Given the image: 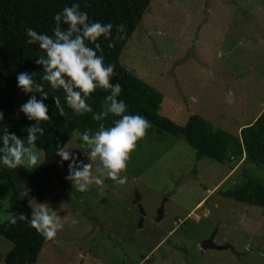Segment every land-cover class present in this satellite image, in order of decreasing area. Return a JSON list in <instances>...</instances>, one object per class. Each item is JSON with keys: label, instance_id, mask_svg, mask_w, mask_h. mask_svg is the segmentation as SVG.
Here are the masks:
<instances>
[{"label": "rangeland", "instance_id": "1", "mask_svg": "<svg viewBox=\"0 0 264 264\" xmlns=\"http://www.w3.org/2000/svg\"><path fill=\"white\" fill-rule=\"evenodd\" d=\"M120 61L164 95L161 115L179 125L199 115L238 135L264 112V0H152ZM67 144L83 150L79 139ZM35 150L41 162L43 151ZM59 159L61 178L43 202L64 228L34 264H264V208L218 194L242 180L241 164L196 161L182 137L158 128L137 142L123 185L105 178L102 190L93 184L79 192ZM23 196L20 187L12 190L0 223ZM136 196L145 212L140 228ZM211 236L222 249L202 248ZM12 246L0 235L4 264Z\"/></svg>", "mask_w": 264, "mask_h": 264}, {"label": "trees", "instance_id": "2", "mask_svg": "<svg viewBox=\"0 0 264 264\" xmlns=\"http://www.w3.org/2000/svg\"><path fill=\"white\" fill-rule=\"evenodd\" d=\"M152 0H0V110L4 112L9 131L18 136H26L23 128L30 123L21 113L19 118L13 117L28 96L16 86V75L20 71H35L36 79L43 74V68L34 63L36 57L43 55L37 45H28L24 29L31 27L37 32L51 35L54 27L53 15L73 2L80 4L81 11H86L90 21L113 23V36H116L115 25L124 23L126 33L123 39L104 40L98 43L103 48L106 63L116 66V75L112 82H119L123 91L119 99L126 101L128 111L141 114L151 122V131L158 128L174 136H180L195 151V160L211 159L220 164L235 163L241 166L242 180L235 186L218 190L222 197L236 202L264 208V112L254 122L242 127L238 135L216 129L210 122L199 115H190L184 125H179L160 114L163 94L146 83L137 75L128 71L120 61V55L129 38L137 29ZM67 25L62 24V28ZM92 46V45H90ZM49 91V115L52 119L42 122L45 134L38 138L36 147L43 151V159L37 167V173L27 166L7 169L0 166V211L5 200L14 188L24 190V200L19 202L12 213L24 212L30 216L33 208L27 198L34 199L38 204L48 195V188L55 177L61 178L55 165L58 158L56 149L59 143L67 144L77 131L85 129L95 131L97 121L92 113L75 116L65 105L67 115L60 116L52 96H60L64 104L62 90H49L47 82H43ZM108 92L97 89L88 99L94 111H100ZM114 117H108L106 126L111 125ZM50 194V193H49ZM27 196V197H26ZM90 221L99 223L97 218L90 216ZM0 235L13 243L5 254V264H34L46 240L31 228L27 220H18L15 225L7 219L0 223ZM141 259L145 256L141 255ZM135 264V263H133Z\"/></svg>", "mask_w": 264, "mask_h": 264}, {"label": "clouds", "instance_id": "3", "mask_svg": "<svg viewBox=\"0 0 264 264\" xmlns=\"http://www.w3.org/2000/svg\"><path fill=\"white\" fill-rule=\"evenodd\" d=\"M52 20L51 35L31 27L24 29L26 43L37 45L43 52V55L35 56L34 61L43 68V74L39 79L35 78V71H20L16 75V86L28 99L13 113V117L18 119L22 113L27 121L33 123L23 128L26 136H18L9 131L4 112L0 110V166L7 169L39 166L42 154L35 150L36 142L45 134L42 122L52 119L50 105L46 103L49 91L45 90L43 81L47 82L49 90H62L64 93V104H61L60 96L51 97L60 116L67 115L66 105L75 116L92 113V119L99 122L95 131L85 129L74 135L73 139L81 142L83 150L80 152L73 151L69 144L58 142L56 155L60 159L57 164L63 168L67 162L65 179L79 192L88 191L93 184L102 190L105 178L123 185L127 176L121 173L127 170L137 142L152 126L145 116L129 113L126 101L119 99L123 87L119 82H112L116 66L105 62L103 48L98 43L101 37L104 40L123 39L126 25H115L117 35L113 36V23L90 21L88 13L81 11L80 4L76 2L56 12ZM62 24L67 27L62 28ZM97 89L109 93L100 111H94L88 103ZM232 95L229 90V103ZM110 116L114 119L110 126H106L105 121ZM93 165L98 175L93 173ZM6 219L12 225L18 220H27L29 226L45 240H53L64 228L58 211L44 202L33 207L30 216L24 212L9 213ZM0 264H4L3 259H0Z\"/></svg>", "mask_w": 264, "mask_h": 264}, {"label": "water", "instance_id": "4", "mask_svg": "<svg viewBox=\"0 0 264 264\" xmlns=\"http://www.w3.org/2000/svg\"><path fill=\"white\" fill-rule=\"evenodd\" d=\"M139 201H140V197L139 196H136L135 199H134V201H133V204H135L138 207V209H139L140 220H139V223H138V227L140 228L142 226V224H143V218L145 216V212H144L141 204L139 203ZM159 215L161 216V208L159 209V212H158V216ZM201 246H202L203 249H206L208 247H211V248H214V249H222L223 248V246H216L214 244V242H213V236H211L209 239L203 241L202 244H201Z\"/></svg>", "mask_w": 264, "mask_h": 264}, {"label": "crops", "instance_id": "5", "mask_svg": "<svg viewBox=\"0 0 264 264\" xmlns=\"http://www.w3.org/2000/svg\"><path fill=\"white\" fill-rule=\"evenodd\" d=\"M163 98H164V95H163ZM162 102H163V100H162ZM162 104V103H161ZM160 108H161V106H160ZM254 122V121H253ZM242 127H244V125L243 126H240V129L242 128ZM239 132H240V130H239ZM239 134V133H238ZM234 135H236V134H234Z\"/></svg>", "mask_w": 264, "mask_h": 264}]
</instances>
